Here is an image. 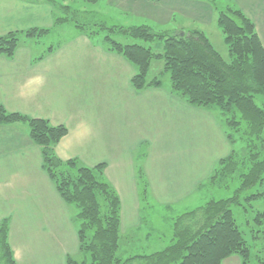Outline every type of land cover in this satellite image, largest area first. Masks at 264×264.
I'll return each mask as SVG.
<instances>
[{"label": "crops", "instance_id": "0c3cea01", "mask_svg": "<svg viewBox=\"0 0 264 264\" xmlns=\"http://www.w3.org/2000/svg\"><path fill=\"white\" fill-rule=\"evenodd\" d=\"M104 1L107 16L126 26L199 29L214 46L209 27L215 24L212 36L225 42L206 0ZM227 5L251 19L264 46V0ZM56 18L46 0H0V36L32 28L49 29V36L71 27L55 24ZM39 43L23 35L13 57L0 55V108L66 127L55 147L60 159L104 165L120 198L122 235L141 230L149 201L152 216L154 209L181 207L211 189L213 170L232 148L219 112L190 105L172 91L170 80L137 90L136 67L78 26L46 51ZM155 76L151 67L149 78ZM75 212L44 170L29 125L0 123V226L8 220L16 263L67 264L79 253ZM223 264L242 261L232 255Z\"/></svg>", "mask_w": 264, "mask_h": 264}, {"label": "trees", "instance_id": "16d2710c", "mask_svg": "<svg viewBox=\"0 0 264 264\" xmlns=\"http://www.w3.org/2000/svg\"><path fill=\"white\" fill-rule=\"evenodd\" d=\"M46 1L52 3L57 14L55 24L75 22L74 15L60 10L55 0ZM85 1L96 4L99 0ZM67 7L69 10L70 6ZM75 23L92 38L102 36L101 41L109 51L123 55L136 67L132 84L137 90L162 85L160 77L150 79L149 74L153 61L163 60L161 75L169 74L175 94L190 105L219 110L233 146L238 139L236 133L240 132V139L253 148L258 143L260 150L253 153V165L247 174L240 173L243 165L234 147L217 163L209 184L215 179L225 183L238 173L240 186L231 197L209 201L204 210L196 208L183 213L176 223L175 243L152 253L123 258L121 254L126 251L121 245L124 235L120 226V198L104 177V165L88 167L77 159H60L55 147L67 134L66 127L0 108V123L26 122L29 125L30 137L41 148L44 170L65 202L77 210L79 253L76 256L79 258L69 255L67 264H223L232 255H238L242 264H249L253 256L257 264H264V257L259 258L264 256V250L248 243L232 208L240 205L242 196L251 190L254 191L248 199H264V107L255 102V94L264 95V46L251 19L234 5H227L219 12L217 23L225 36L230 60H226L199 29L180 35L175 30L159 31L147 25L116 27L101 22L91 29L83 27V23ZM49 31L32 28L2 35L0 55L13 57L23 35L39 39ZM122 36L150 43L161 41L162 49L155 51L152 45L125 43L119 40ZM242 160L245 161V157ZM143 184L145 186L146 182ZM256 223L263 225L264 212L258 213ZM8 226V220L0 226V264H17L8 241ZM261 233L264 236V229L256 230L253 238ZM253 249L256 255L251 256Z\"/></svg>", "mask_w": 264, "mask_h": 264}, {"label": "rangeland", "instance_id": "374dc122", "mask_svg": "<svg viewBox=\"0 0 264 264\" xmlns=\"http://www.w3.org/2000/svg\"><path fill=\"white\" fill-rule=\"evenodd\" d=\"M55 1L59 5L60 10L67 13L69 16L74 15L75 17L74 21L79 22V24L83 23L84 24L83 27L86 26L85 28L95 29L97 27L96 24L97 25L101 24V22L106 23L107 26L108 25L109 26L115 25L116 27L126 26L125 21L122 22L118 19H115V17L112 15L111 18L107 16L108 10L107 7L104 5L105 4L104 0H99L96 4L88 3L85 0H75L74 2H71L69 0H55ZM206 1L212 7H214L213 10L215 12V18H216V15H218L219 12L225 8V5L228 4L231 0L230 1L206 0ZM67 5L70 6L69 10L67 9L68 8ZM75 22L69 23L71 27L67 26L66 27V29H68L67 31L61 30L59 28L54 30V32L49 36H45L37 39L40 42L39 43L40 49L43 48L46 51L47 48H49V46L55 45L59 40H62L63 38L69 36V30L73 31L75 29V26H77ZM118 22H122V23L120 24ZM209 31H211V37L215 48L222 54V56L226 60H230L227 44L224 42V40L219 39L217 35H215L214 37L212 36V33L215 31V24L211 26V28L209 27ZM115 35H117V33ZM119 40L125 43L138 42L145 46L152 45L153 50L155 51L162 49L161 41H157L155 43L143 42L141 40L134 39L129 36H122L121 39ZM152 65H153L152 73L154 75L160 77L163 81H167L170 79L168 73L161 75V72L164 70L163 60H154ZM255 102L259 106L264 107V95L255 94ZM216 111L219 112V110L217 109ZM236 134L238 139L236 140L234 146L231 144L232 147L231 151L234 147L236 154H238L239 156V161L241 162V165H243L242 167L240 166V173L243 175V174H247L251 169L252 167L251 165H253L251 161L252 155L253 153L256 154L257 151L260 150V147L258 146V143H257V147L255 148H253L252 146H248L245 140L239 138L241 136V133L239 132ZM240 155H244V156L240 157ZM244 157H245V161L242 160V158ZM225 184H228V186L225 187ZM240 184H241V179L238 173L234 175L233 179H227L225 183H223L222 180L218 182V180L215 179L212 181L211 189H208L207 187L204 188L203 185H201V188H204L203 190H201V194H199V196L197 195L193 197V199L187 201L186 204H182L181 207L178 206L169 209L164 208L162 209V211L158 209H154V213L152 214V216L148 213V211L149 209H151L154 203L153 202L151 203L149 201L147 205L148 209L145 212V216L143 217V222L141 224V230L137 232H132L129 235H125L122 237L121 240V245L123 244L122 249L124 252L126 251V253L121 254L122 257L126 258L132 254H143V252L152 253L158 250H162L167 246L175 243L177 239L176 223L178 219L183 215V213L196 208H201L202 210H204L203 208H205L206 204L209 201H215V200H220L224 198L226 199L228 197H231L232 194L234 193V190L237 187H239ZM252 191L254 190H251L247 194H244L241 198L240 205L238 206L235 205L232 208L234 210V217L237 221V224L240 230L243 232L244 237L248 241V243L252 245L255 244L256 246L259 245L261 246L260 249L264 250L263 234L261 233L260 235H258V238L255 239L253 238V235H256V230L264 229V223L261 226L257 225L256 223V217L258 216V213L264 212V199H259V200L248 199L247 196ZM260 249H259V254L262 255ZM254 254L256 255L255 249L252 250L251 256H253ZM263 257L264 256L262 255L259 258H263ZM74 258H79V256L75 255ZM249 264H257V261L254 259V256L250 260Z\"/></svg>", "mask_w": 264, "mask_h": 264}, {"label": "water", "instance_id": "95a60500", "mask_svg": "<svg viewBox=\"0 0 264 264\" xmlns=\"http://www.w3.org/2000/svg\"><path fill=\"white\" fill-rule=\"evenodd\" d=\"M177 33H179L180 35H183L184 31H177Z\"/></svg>", "mask_w": 264, "mask_h": 264}, {"label": "bare ground", "instance_id": "6f19581e", "mask_svg": "<svg viewBox=\"0 0 264 264\" xmlns=\"http://www.w3.org/2000/svg\"><path fill=\"white\" fill-rule=\"evenodd\" d=\"M142 162V161H141ZM103 163V162H102ZM215 163V162H214ZM211 166V165H210ZM208 172V171H207ZM149 177V176H148Z\"/></svg>", "mask_w": 264, "mask_h": 264}]
</instances>
